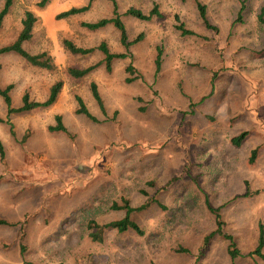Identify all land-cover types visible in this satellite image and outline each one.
Here are the masks:
<instances>
[{
	"label": "rangeland",
	"instance_id": "374dc122",
	"mask_svg": "<svg viewBox=\"0 0 264 264\" xmlns=\"http://www.w3.org/2000/svg\"><path fill=\"white\" fill-rule=\"evenodd\" d=\"M38 1L13 0L0 48L32 11L38 22L23 48L47 52L55 70L2 55L0 86L12 85L14 109L24 93L43 102L54 83L62 89L52 107L10 116L0 97V219L7 223L0 264H264L252 254L259 229L264 239V24L257 19L264 0H245L240 21L238 0H197L213 30L202 25L195 0H115L129 40L143 37L129 48L132 59L114 60L110 73L100 52L73 55L61 46L63 39L80 48L104 42L112 54L124 53L111 25L82 27L110 18V2L93 0L87 12L56 20L89 0H50L43 10ZM153 3L160 19L124 16ZM175 16L193 35L174 29ZM130 62L137 78L126 83ZM94 65L83 78L68 73ZM76 97L92 119L76 113ZM56 116L62 132L49 130ZM241 133V144L232 145ZM123 200L131 208L148 203L130 215L143 234L103 230L101 241L92 240L90 224L122 219L124 211L111 206ZM216 216L221 234L212 235ZM225 236L239 251L235 259Z\"/></svg>",
	"mask_w": 264,
	"mask_h": 264
},
{
	"label": "trees",
	"instance_id": "16d2710c",
	"mask_svg": "<svg viewBox=\"0 0 264 264\" xmlns=\"http://www.w3.org/2000/svg\"><path fill=\"white\" fill-rule=\"evenodd\" d=\"M93 0H89L86 6L83 7H72L67 11L61 12L56 15V20H63L66 18H70L82 13H85L89 10L91 3ZM111 4V14L112 16L110 18L106 19H100L93 23H82V27L86 28L87 30L93 32L97 31L99 29H102L108 25H111L119 35V43L121 47L124 49V53L119 54H112L108 48L107 45L104 42H101L97 47L95 48H80L75 46L70 40L63 39L61 41L62 48L73 55H88L93 53L94 51H98L102 54L103 59L101 63H103V66L107 73L111 72L112 63L114 60H123V59H132L131 55L128 53L129 48L140 42L142 39V34H139L136 38H134L132 41L129 40L127 29L121 19V14L118 12V6L115 0H107ZM239 1V10H238V20L240 21L241 15L245 10V0H238ZM196 2V9L199 16V19L202 23V25L207 30H213L214 28L209 23L207 16H206V8L197 0ZM13 0H4L3 6L0 9V29L2 27L3 21L5 17L7 16L10 7L12 6ZM50 3V0H39L36 3V8L38 10H43L48 4ZM124 16H128L131 18L136 19L137 21L141 22H148L151 21L153 18L160 19L162 16L159 12L158 5L153 3L152 7L148 12H142L139 9L136 8H129L125 13ZM264 7L260 9V13L257 17L259 24H264ZM38 22V17L29 10H26L23 14V18L20 22V30L16 37V39L9 44L8 46H4L0 48V56L7 55V54H14L24 60L27 64L37 67L39 69H43L46 71H54L55 65L53 63V60L51 56L47 52H41L38 54H29L27 51L24 50L23 45L27 42H29L32 38L33 29ZM174 29L181 32L182 35H193V33L187 29H185L184 25L179 21L178 17H174ZM161 50L159 49L155 60V73H157L160 70L161 66ZM97 65L85 68V69H68V73L74 77V78H83L87 74H89L92 70L96 68ZM125 73L127 74V77L125 78L126 83H131L134 80H136L137 77H134V68L132 67L131 62L126 66ZM12 89V85L6 86L5 88H2L0 86V97L2 98L4 105L6 107V114L7 116H10L13 113H22V112H30L34 109H47L52 107L60 94V91L62 89V83L60 81L54 83L48 92L47 98L43 102H36L30 99L28 93H24L21 99V106L17 109L12 108L11 105V98L9 95V92ZM90 92L91 96L96 102L97 106L100 107L101 110H103L101 99L99 97L97 86L95 83L90 84ZM77 102L78 109L76 111L77 114L84 115L88 118H93L90 113L88 112L87 108L85 107L83 100L80 97L75 98ZM0 122L3 121L0 119ZM55 123L56 126L50 127L49 130L54 132H62L64 131V126L62 124V118L61 116L55 117ZM12 128V127H11ZM246 136V133H241L239 136L234 137L231 139V143L234 146H239L241 142L243 141L244 137ZM255 153V150L252 152V155ZM0 158H3V148L0 143ZM253 158V156H252ZM148 203L145 205H142L138 208H131L129 206V203L127 201L123 200L122 205L118 206L116 203L112 204L111 208L113 210H122L124 211V217L118 221H114L108 224H105L103 226H100L95 223L90 224V228L93 230V232L90 234V237L94 241H101V233L103 230H114L118 233H123L127 231H133L138 235H142V231L138 227V225L131 220L130 215L133 212L141 211L147 207ZM7 223L4 220L0 219V225H6ZM216 226L217 229L215 232L212 233V235L221 234V227L222 223L219 220V217L216 216ZM211 235V236H212ZM209 237H206L204 240V244L206 245L207 240ZM227 240H230L228 253L231 259H235L237 256H239V251L236 248L235 244L231 241V237L225 236ZM204 245V246H205ZM264 247V239H263V232L259 229V241L252 252L253 255L259 256L261 259L264 260V256L261 254L262 248ZM181 252H186L185 250H180Z\"/></svg>",
	"mask_w": 264,
	"mask_h": 264
},
{
	"label": "crops",
	"instance_id": "0c3cea01",
	"mask_svg": "<svg viewBox=\"0 0 264 264\" xmlns=\"http://www.w3.org/2000/svg\"><path fill=\"white\" fill-rule=\"evenodd\" d=\"M233 139V138H232ZM233 145V144H232ZM237 147V146H236Z\"/></svg>",
	"mask_w": 264,
	"mask_h": 264
}]
</instances>
